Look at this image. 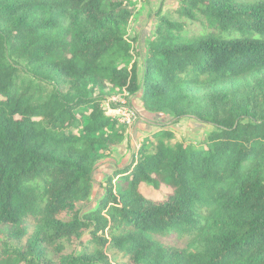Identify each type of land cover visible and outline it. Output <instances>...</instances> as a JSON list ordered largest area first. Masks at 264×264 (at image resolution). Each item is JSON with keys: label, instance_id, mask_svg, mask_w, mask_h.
<instances>
[{"label": "trees", "instance_id": "1", "mask_svg": "<svg viewBox=\"0 0 264 264\" xmlns=\"http://www.w3.org/2000/svg\"><path fill=\"white\" fill-rule=\"evenodd\" d=\"M136 1L0 0V264H111L107 248L127 264H264V0L157 12L141 76ZM188 22L203 29L187 35ZM248 77L244 105L230 86ZM109 88L212 130L198 146L148 135L86 210L102 154L124 141Z\"/></svg>", "mask_w": 264, "mask_h": 264}, {"label": "rangeland", "instance_id": "2", "mask_svg": "<svg viewBox=\"0 0 264 264\" xmlns=\"http://www.w3.org/2000/svg\"><path fill=\"white\" fill-rule=\"evenodd\" d=\"M180 0H147V3H143L141 0H137L133 6V14L131 21L127 27V38L137 39L139 44V53L145 57V43L151 39L158 25L156 17L157 12L169 16L171 19H177L174 14V10L177 9ZM203 29V26L198 22H188L185 24L184 32L187 35L195 34ZM143 59H139V74L143 72ZM263 77L264 73L257 76ZM253 77H248L237 85L230 86L234 90H239L240 97L239 102L242 104L248 103L250 99V85ZM120 89H108L105 91L106 95H113L120 93ZM204 92L196 91L195 102L200 103ZM131 108L136 115V121L133 125L125 128L124 141L115 147H112L109 151L104 152L102 159L97 165L96 170L93 173V189L90 196V205L86 208L93 209L97 206V202L104 194L105 179L112 175L116 170L123 169L131 164L133 153L137 152L141 144L146 137L158 129H169L175 133L178 141H185L193 146H198L203 138L212 130L211 127L196 122L191 118H185L178 122L162 113H149L146 112L141 106L137 98L130 99ZM108 114L111 113L107 110ZM115 120V119H114ZM102 153V152H101ZM142 193L147 198L162 199L168 193L167 188H161L159 190H153L148 186H143ZM34 226L30 227L25 237L21 241H13L14 246H23L26 243L27 238L33 233ZM3 241L2 233L0 232V243ZM62 244L69 250L71 245L68 242L63 241ZM87 248L91 249V244H85ZM106 253L109 257L111 264H127L128 256L123 251L107 248ZM53 256L52 252H49L48 256Z\"/></svg>", "mask_w": 264, "mask_h": 264}, {"label": "built area", "instance_id": "3", "mask_svg": "<svg viewBox=\"0 0 264 264\" xmlns=\"http://www.w3.org/2000/svg\"><path fill=\"white\" fill-rule=\"evenodd\" d=\"M130 99L131 96L122 89L118 94L107 96L102 103V107L111 113V115H109L115 119L117 124L125 128L133 125L137 119L133 109L129 105Z\"/></svg>", "mask_w": 264, "mask_h": 264}, {"label": "crops", "instance_id": "4", "mask_svg": "<svg viewBox=\"0 0 264 264\" xmlns=\"http://www.w3.org/2000/svg\"><path fill=\"white\" fill-rule=\"evenodd\" d=\"M141 58L144 59V56L141 54Z\"/></svg>", "mask_w": 264, "mask_h": 264}]
</instances>
